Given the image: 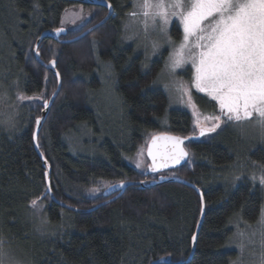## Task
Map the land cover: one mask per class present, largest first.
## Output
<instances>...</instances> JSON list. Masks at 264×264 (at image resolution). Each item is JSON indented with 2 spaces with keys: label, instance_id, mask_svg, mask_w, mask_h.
<instances>
[{
  "label": "trees",
  "instance_id": "1",
  "mask_svg": "<svg viewBox=\"0 0 264 264\" xmlns=\"http://www.w3.org/2000/svg\"><path fill=\"white\" fill-rule=\"evenodd\" d=\"M106 1L114 17L90 35L70 45L43 40L38 47L43 63L56 62L62 86L37 141L50 169L53 202L46 195V167L32 137L57 79L35 61L33 48L44 31L60 26L68 8L81 4L0 0V29L6 37L1 36L8 44L3 67L15 81L10 109L0 104L1 241L15 245L27 264L185 262L201 200L187 186L153 185L159 177H177L197 187L205 204L196 249L186 264H230L237 256L227 247L233 223L251 226L262 210L258 177L264 165L263 140L256 134L253 138L251 129L240 123H222L216 132L184 145L189 160L180 169L151 176L140 171L136 156L151 136H193L192 118L170 106L155 82L162 57L146 66L132 43L121 45V26L133 0ZM82 6L91 10L90 21L67 39L107 14L104 8ZM172 26L171 36L178 41L179 28ZM193 94L200 111L216 113L215 102ZM5 110H11L9 115ZM86 129L95 140L81 143ZM119 182L151 187L130 186L117 200L100 205L105 187Z\"/></svg>",
  "mask_w": 264,
  "mask_h": 264
},
{
  "label": "snow or ice",
  "instance_id": "2",
  "mask_svg": "<svg viewBox=\"0 0 264 264\" xmlns=\"http://www.w3.org/2000/svg\"><path fill=\"white\" fill-rule=\"evenodd\" d=\"M139 8L140 12L131 15L144 17L145 31L151 21L173 48L166 62L170 73L186 63L191 64V83L173 81L172 87L180 93L181 99L188 97L201 136L216 132L226 122L252 121L264 128V0H141ZM172 18L178 19L183 28L178 46L167 32ZM62 31L63 28L57 29V32ZM158 47L159 44L153 42V48ZM190 88L218 104L219 114L203 117L209 123L201 124ZM158 141L163 143L158 144ZM182 143L179 137H153L148 149L154 162L153 171L178 164L186 157L188 153L180 147ZM158 156L161 165L155 163ZM252 179L257 180L255 173ZM258 179L264 186V165L259 167ZM31 204L37 207L36 200ZM5 255L0 242V264H4Z\"/></svg>",
  "mask_w": 264,
  "mask_h": 264
},
{
  "label": "rangeland",
  "instance_id": "3",
  "mask_svg": "<svg viewBox=\"0 0 264 264\" xmlns=\"http://www.w3.org/2000/svg\"><path fill=\"white\" fill-rule=\"evenodd\" d=\"M140 2L141 0H133L131 5L132 10L126 17H124L125 19L123 20V25L121 26V45L124 46V44L132 43L135 48L133 50H137L141 53L140 55H142V59L145 60L146 66L148 62H151L154 59L158 58V55L162 57V60L164 62L162 63V66L156 76L155 82L158 86L161 87L163 92L166 93L167 100L168 103H170V106L180 110H185L191 115L193 124L192 135H197L199 131V128L196 126L197 116L194 115L193 107L187 102L188 97L184 96L181 99L180 93L177 92L174 87H172L173 81H183L187 84L191 83V64L186 63L182 67L177 68L174 72L170 73V70L166 68V62L169 60V55L173 51L172 46L168 42H166V40L162 37V34L152 26L151 21H149V27L147 31H145V26L143 24L144 17L141 15H137L134 17L133 15H131L133 12L138 13L141 11V9L139 8ZM90 14L91 10L87 11L81 5H79L78 7H70L62 16V21L57 29L63 28L64 30L68 31V33H78L80 29L90 21ZM173 24H176V26H178L179 28L180 38L178 41H175L171 36ZM2 31L3 30L0 29V104L4 105L5 109V107L9 106L8 103L11 102L12 94H14L13 87L15 85V81L11 79L10 73H7L8 71L3 67V61L6 57L4 52L8 50V44L1 36ZM167 32L171 40L175 42L176 46H178L183 38V28L182 25H180L178 19H171L170 25L167 26ZM153 42H157L159 44V47L154 49ZM166 84L169 85L168 88L165 87ZM190 91L192 101L196 105V112L200 116L201 124L203 125L209 123L205 121L203 117L210 115L211 113L199 110L196 102L194 101L193 93L196 92L202 96H206L211 101L213 100L204 93L196 91L195 88H190ZM213 102H215L216 105L215 114H219V106L216 101ZM8 109L10 108L8 107ZM8 111L5 110V112H7V114H5L6 116L9 115ZM240 124L243 125V127L247 130L248 128H250L251 130L248 133H250L253 138L255 137L254 134H256V136L260 137V139H262L264 143V128H261L259 125L255 124L252 121H243ZM84 133L85 138L83 139L82 136L80 137L81 143H85L88 140H95L92 139L94 137L91 132H88L87 129L86 132L84 131ZM102 141L103 139H99V142ZM145 150L146 146L143 152L141 150V152L136 156V159H138L139 162L138 169L140 171H145V169L147 168L148 160L145 158ZM236 177L237 175H234V181H237ZM106 188L107 187H105V189ZM262 190L264 197V186H262ZM261 208L262 210L258 217V220L251 226L245 225L240 220H237L233 223L234 233L229 239L227 247H229L230 250H234L235 253H237V256L232 259L230 264H264V201ZM0 242H2L3 252L6 253V255L3 257L4 264H27V262L23 260L20 251L15 245H13V247L4 245L3 241H1V237Z\"/></svg>",
  "mask_w": 264,
  "mask_h": 264
},
{
  "label": "water",
  "instance_id": "4",
  "mask_svg": "<svg viewBox=\"0 0 264 264\" xmlns=\"http://www.w3.org/2000/svg\"><path fill=\"white\" fill-rule=\"evenodd\" d=\"M63 1H67V2L70 1L73 3H77V4L84 5V6H89V7L93 6L96 8H104V9H106L107 14L103 18V20H101V22L97 23L96 25L91 26V28H88L86 31L80 33L79 36L71 38L69 40H62L61 39V38L67 37L68 31H66V30H64L62 32H57V30L44 31L39 36V38L37 39L36 44L33 48V54H34L35 61L37 63H39L40 65H42L45 68V70H47V72H50L57 79V89L50 96V100L44 103L42 110L40 112V116H39V118L36 119V125L34 128V133H33V137H32V142H33L35 151L38 153L41 162L44 163V166L46 167V174H47L46 175V185H47L46 195H48L53 202H55L56 199L54 198V195H52V192H51L50 169L48 168L47 164L45 163V159H44L43 155H41V152L39 151L37 141H38L39 135L41 133V128L43 127L44 123L46 122V120H47L46 118H47L49 112L51 111L52 105L54 104V102L58 98L57 96L59 95L62 86H61V77H60V75H57L58 72H57L56 62L50 61L48 64L43 63L40 60V54L38 53V47L43 40H48V39H51L55 42L62 43L65 45H70L72 43L79 42L80 39H83L86 36L90 35L91 32L100 28L108 20H110V19H112V17H114V9H113V7L110 6V4L106 0H63ZM37 120H39V124H37ZM207 134H209V133H206L205 135H207ZM205 135L201 136L199 134V131H198L197 135L190 136V137H184V136L181 137L179 135H174V134L171 135V134H167V133L152 135L150 140L146 144V150H145V158L148 160L147 168L145 169L146 176H151L152 174L162 175L164 172H173V170H177V169H180L181 167H183L184 164H186L189 160V154H188L186 157L181 159V161L178 164H169V166H167V167L161 166L158 168L157 171H153V163L154 162H153L152 157L148 154V149H149V147L152 146V138L153 137H161V136L179 137L183 141V143L180 145V147L185 152H187V150L184 146L186 143L194 142L195 140H200L203 137H205ZM157 143L161 144L163 142L158 141ZM153 151H155V149H153ZM155 163L157 165H161V158L159 156L157 157V160L155 161ZM165 183L180 184L182 186H187L190 189H193L195 192H197V194L199 196V200H201V215H200V218L198 221L199 222L198 226L195 230V235L193 236L192 241H191L192 247H191V252L189 254L190 256L188 257V260H186L185 262L172 263L170 258H166V259L162 258V259L156 260L155 262H153L151 264H186L193 257V254H194L195 249H196V241H197L198 234H199L198 232H199L200 227L203 223L202 221H203L204 214H205V211H204L205 210V204H204V200L202 198V192L197 187H195L193 184L188 182L187 180H183V179H180L177 177H174V178H172V177H159L153 185L154 186H160V185H163ZM121 185H123V186L121 187ZM130 186H137L140 188H150L151 187V186L146 187L143 182H119L118 184L110 185L108 188L104 189V191L102 192L103 193L102 197H103L104 201L101 202L100 205H107V204H109V202L117 200L118 198H120L121 195H123L125 193L124 191L127 188H129ZM61 206L66 208V206H64V205H61ZM88 211H80V212L81 213H88Z\"/></svg>",
  "mask_w": 264,
  "mask_h": 264
},
{
  "label": "flooded vegetation",
  "instance_id": "5",
  "mask_svg": "<svg viewBox=\"0 0 264 264\" xmlns=\"http://www.w3.org/2000/svg\"><path fill=\"white\" fill-rule=\"evenodd\" d=\"M81 6H82V5H81ZM90 7H93V6H90ZM93 8H96V7H93ZM85 25H87V24H85ZM85 25H84V26H85ZM84 26H83V27H84ZM69 34H73V33L69 32L68 35H67V37L69 36ZM67 37H65V38H66L65 40H69V39H70V38L67 39ZM61 39H62V38H61ZM62 40H63V39H62ZM44 103H45V102H43L42 107H43Z\"/></svg>",
  "mask_w": 264,
  "mask_h": 264
},
{
  "label": "bare ground",
  "instance_id": "6",
  "mask_svg": "<svg viewBox=\"0 0 264 264\" xmlns=\"http://www.w3.org/2000/svg\"><path fill=\"white\" fill-rule=\"evenodd\" d=\"M77 37V36H76ZM71 39V38H70Z\"/></svg>",
  "mask_w": 264,
  "mask_h": 264
}]
</instances>
